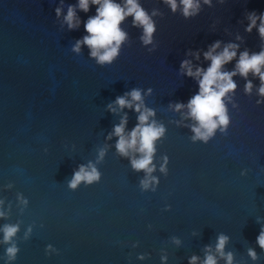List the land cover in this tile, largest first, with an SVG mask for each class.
<instances>
[{"label": "water", "instance_id": "95a60500", "mask_svg": "<svg viewBox=\"0 0 264 264\" xmlns=\"http://www.w3.org/2000/svg\"><path fill=\"white\" fill-rule=\"evenodd\" d=\"M140 2L149 12L163 13L154 18L153 45H142V30L132 27L129 17L122 25L129 43L102 67L87 47L79 55L71 51L86 35L83 22L95 15V6L88 13L78 10L82 23L69 31L63 15L55 16L59 0H0V199L5 210L11 204L9 219H0V225L22 221L13 264H188L193 255L204 259L205 246L215 252L220 233L229 237L225 252L234 254V264H264L256 243L264 225V105L256 104V88L248 96L246 81L233 77L238 106L226 101L227 134L217 130L207 144L193 142V122L169 108L187 104L199 90L196 80L181 73V62L189 59L204 68L210 63L203 55L199 61L186 55L189 50L203 53L220 40L221 48L231 42L239 51H260L264 43L256 29L244 31L245 16L264 12V0H212L211 7L201 0L200 13L187 20L162 0ZM76 3L64 0V13ZM235 62L225 69L233 70ZM249 79L259 86L251 74ZM133 88L153 90L144 96L145 105L166 127L156 146L154 192L141 190L144 173L133 171L129 159L117 153L116 137L107 139L125 113L126 131L137 124L133 110H107ZM102 147L106 155L96 165L100 181L69 189L73 171L95 162ZM164 155L166 176L159 171ZM9 183L13 187L7 189ZM17 193L29 201L23 214ZM29 225L33 231L25 241ZM49 244L57 252L46 254ZM248 248L258 260L247 255ZM4 253L0 245V257ZM141 254L145 259H138Z\"/></svg>", "mask_w": 264, "mask_h": 264}, {"label": "clouds", "instance_id": "9594fccd", "mask_svg": "<svg viewBox=\"0 0 264 264\" xmlns=\"http://www.w3.org/2000/svg\"><path fill=\"white\" fill-rule=\"evenodd\" d=\"M221 4L225 0H219ZM173 14L180 12L184 19L196 17L201 9V0H162ZM203 4L212 6V0H203ZM91 6L96 7L95 15L89 16L83 22L86 35L77 39L71 47V51L79 55L83 47L89 50V57L97 65H111L120 56L122 47L129 43L130 36L122 25L131 17V26L141 29L142 34L139 39L143 46L153 45L154 34L157 31V22L155 17H163V13L153 8L151 12L146 10L140 0H77L76 4H68L66 14L64 13V0H59V6L55 8V16L60 18L63 15V24L67 25L69 31L76 30L80 27L82 21L77 12L88 13ZM247 26L244 31L252 33L253 29L259 34V38L264 43V12L259 15L255 11L246 13ZM63 24L61 27H63ZM237 40L242 37L237 36ZM220 40L212 43L207 51L189 50L186 55L194 57L199 61L201 55L205 61H209L207 68L199 64L193 65L192 60L185 59L180 64L181 73L196 80L198 92L193 95L187 104L177 102L170 104L175 112L181 113L183 119L191 120L189 125L193 135V142L200 141L207 144L219 130L223 135L227 134L230 125V116L226 101L232 103L233 107L238 105L234 102V96L237 89V83L233 77L239 75L246 83L244 93L251 96L253 88H256V104L264 105V46L258 52H250L247 48L239 51L240 45L237 43H227L221 48ZM154 48H148L152 52ZM239 51V55H238ZM235 60L233 70L225 69V65ZM259 80V86H255L249 79V75ZM152 89L148 88L145 93L141 88H133L124 95L117 96L112 103L107 105V110L114 114L122 112L125 108L135 111L137 115V124L131 131H126L128 116L125 113L119 124L114 125L112 131L108 134L107 139L111 140L116 137L115 148L117 153L128 158L131 168L136 172H143L144 176L140 180L139 186L142 191H156L159 184L158 177L153 173L157 170L154 163V157L157 151V142L160 141L166 133V127L155 119V110L145 105L144 96L151 95ZM47 151V149H45ZM106 155V148L98 149L96 161H89L87 164H80L73 171L71 180L68 181V188L76 190L81 183L92 185L99 182L101 173L97 164L101 163ZM159 171L165 176L168 173L169 158L167 155L161 157ZM241 172V175H245ZM7 189L13 187L9 183L5 186ZM18 206L21 214L28 207L29 201L22 194L16 195ZM4 199H0V219L8 220L11 211L9 203L8 210L4 208ZM170 207V206H169ZM168 210V208H166ZM22 221L16 223H4L0 225V245L5 246L3 258L5 264H13L20 251L18 247V233L20 232ZM259 223V219L257 220ZM33 231L32 225H29L23 235V240L27 241ZM177 244L179 240L175 241ZM229 242V237L224 233L217 236L215 252L212 247L205 246L204 259L193 255L189 258L188 264H218L219 259L225 260L226 264H234V254L231 251L225 252V246ZM256 243L264 251V225H261ZM135 246V245H134ZM46 254L57 252L51 244L46 246ZM247 255L256 261L259 259L255 249L248 248ZM138 259H145L141 254ZM162 260L166 257L162 256Z\"/></svg>", "mask_w": 264, "mask_h": 264}]
</instances>
